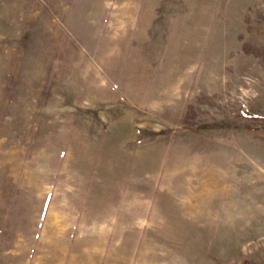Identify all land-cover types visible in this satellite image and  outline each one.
<instances>
[{
    "label": "rangeland",
    "instance_id": "1",
    "mask_svg": "<svg viewBox=\"0 0 264 264\" xmlns=\"http://www.w3.org/2000/svg\"><path fill=\"white\" fill-rule=\"evenodd\" d=\"M0 264H264V0H0Z\"/></svg>",
    "mask_w": 264,
    "mask_h": 264
},
{
    "label": "trees",
    "instance_id": "2",
    "mask_svg": "<svg viewBox=\"0 0 264 264\" xmlns=\"http://www.w3.org/2000/svg\"><path fill=\"white\" fill-rule=\"evenodd\" d=\"M246 116H251V114H249V113H246Z\"/></svg>",
    "mask_w": 264,
    "mask_h": 264
}]
</instances>
